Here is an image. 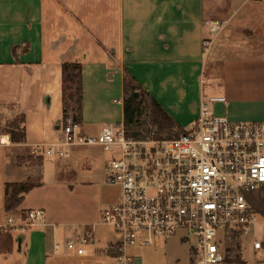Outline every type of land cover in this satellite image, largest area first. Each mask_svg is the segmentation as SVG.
Segmentation results:
<instances>
[{"label":"crops","instance_id":"obj_1","mask_svg":"<svg viewBox=\"0 0 264 264\" xmlns=\"http://www.w3.org/2000/svg\"><path fill=\"white\" fill-rule=\"evenodd\" d=\"M218 1L0 0V148L15 151L17 166L0 168V226L12 213L6 210L7 183L34 185L24 193L15 216L29 209L47 207L43 201L31 199L45 188L46 183L39 180L44 168H30L27 162L19 160L31 158L36 144L59 132L53 125L63 119H58L59 114L63 115V62L93 60L98 63V69L103 64L110 77L117 76L122 83L129 72L183 129L198 118L203 101L209 103L211 110L226 104L209 101L217 95L226 96L235 105L232 116L236 120L264 118V110L258 104L260 98L253 95H259L260 81H264L262 32L245 29L232 41L228 51L219 48L223 38L215 35L218 42H213L212 64L208 66L209 53L205 52L203 40L207 38V22L217 18ZM224 1L231 13L230 20L238 9L253 0ZM88 66L83 68V123L86 115L88 119L85 83ZM219 68H223L222 76L218 74ZM35 77L48 78V85L42 89L47 99L45 107H39L40 115H31L20 103L24 90ZM217 77L225 82L224 92L207 95V81ZM15 103L19 104L18 109L10 105ZM18 116L23 117L22 127L26 130L23 143H13L8 133ZM33 177L39 181L31 182ZM100 222L68 230L48 221L46 226L22 233L0 231V264H120L117 252L109 248L120 238L108 235L105 240H98V227L103 225ZM90 226H95L91 243L94 245L83 246L82 254L69 250L66 241L83 236ZM6 234L14 235L11 251L1 250V239ZM17 239L22 240L21 247ZM56 243L62 244L60 251L55 250ZM128 254L135 260L130 248ZM242 260L251 264L244 257Z\"/></svg>","mask_w":264,"mask_h":264},{"label":"built area","instance_id":"obj_2","mask_svg":"<svg viewBox=\"0 0 264 264\" xmlns=\"http://www.w3.org/2000/svg\"><path fill=\"white\" fill-rule=\"evenodd\" d=\"M207 26L215 36L225 23L210 21ZM213 42L203 40L207 54ZM209 101L228 99L217 95ZM60 131L57 141L36 144L32 153L61 158L73 147H100L112 155L106 182L120 189V199L105 208L100 223L120 236L109 246L120 264H134L128 254L132 246L181 230L186 231L184 239L195 241L193 264H238L236 254L243 259L245 242L264 252L263 122L216 116L203 101L195 122L173 137L160 136L154 127L134 136L125 122L108 124L92 135L71 118ZM47 219L44 209H29L9 216L0 231L22 233L48 225ZM94 238L95 226H90L66 246L82 254ZM61 248L55 244L56 251Z\"/></svg>","mask_w":264,"mask_h":264},{"label":"rangeland","instance_id":"obj_3","mask_svg":"<svg viewBox=\"0 0 264 264\" xmlns=\"http://www.w3.org/2000/svg\"><path fill=\"white\" fill-rule=\"evenodd\" d=\"M224 2V0L217 2V18H212V21L225 23L222 32L217 35L218 39L219 37L223 38L219 45L221 50L228 51L231 48L232 41L238 35L240 37V32H244L245 29H256L264 34V0H253L247 3L241 9H238L230 20L229 16L231 13L229 7H225ZM206 37L215 38L209 29ZM217 38L214 39L215 44L218 42ZM213 50L214 47L212 45L206 57L209 60L208 66L212 64ZM89 61L90 59L86 62H80L83 64V68L90 65V67H87V78L85 77L88 90V119H86L87 115L85 119L88 122H85L84 119V123H82L86 133L95 135L99 133L98 130L103 126L124 122V104L114 101L115 99L123 100L124 91L121 78L117 76L111 78L103 64L98 69L97 62ZM223 73V68H219L218 74L222 76ZM45 85H48L47 77H35L30 80L28 88L24 90V97L20 103L31 115H40L41 109L39 107H45L44 101H46L47 97L45 98L42 92ZM224 85L225 82L219 80V77L210 79L205 86L206 94L223 93ZM258 92V96L256 94L253 95L256 98H260L258 100L261 103L258 104L261 105L259 106L260 110H264V81H260ZM10 105H13L15 109L19 108L17 103ZM147 105L149 107L150 100H148ZM234 107V104L227 102L226 104L218 105L216 109L213 108L211 111H214L213 113L216 116H224L233 121H241L233 118ZM73 114L74 112L70 114L71 119H73ZM60 117L62 118L63 115L59 114L58 119ZM147 117L145 112L142 120ZM22 118L18 116L14 121L20 127H22ZM258 121L264 123V118L258 119ZM64 123L62 119V124ZM179 125L181 126V124ZM55 127L56 124L53 125V128ZM58 131L57 135L51 134L39 144H49L57 141L61 136L60 129ZM3 148H0V168H16L15 151ZM31 156V158L20 159V163L22 161L24 163L27 162L30 168H44L43 175L39 180H43L46 183L45 188L39 193L32 195L31 199L38 202L41 200L45 203L46 209H35H44L48 215L47 220L53 222L59 229L70 230L75 227L79 229L80 226L82 227L85 224H94L102 219L106 207L118 202L120 199V189L106 182L107 161L112 155L100 147H73L69 155L61 158L48 155L37 156L33 153ZM39 180L33 177L30 181ZM14 211L10 213V216H15L16 213ZM185 234L186 231L181 230L173 235L158 236L148 245L137 244L132 246L130 252L135 256L133 263L193 264L190 254L195 241L194 239L182 238ZM108 235L120 238L119 234L111 227L103 225L98 227V240L99 238H101L100 240H105ZM242 255L251 264H256L261 260L264 261V252H256L251 242L244 243Z\"/></svg>","mask_w":264,"mask_h":264},{"label":"trees","instance_id":"obj_4","mask_svg":"<svg viewBox=\"0 0 264 264\" xmlns=\"http://www.w3.org/2000/svg\"><path fill=\"white\" fill-rule=\"evenodd\" d=\"M62 68L63 121L67 122L70 114L74 112L73 120L82 123L84 105L83 64L66 61L62 63ZM123 91L124 122L129 134L140 136L150 131L151 127H154L160 136L173 137L184 130L129 72H126L124 76ZM148 100H150L149 107L147 105ZM145 112L148 117L142 120ZM23 121L22 118L21 122ZM8 133L11 134L13 143L26 141V130L15 122L9 126ZM33 187L34 185L29 182L7 183L6 210H16L24 199V193ZM13 243L14 235L6 234L1 239V250L11 251ZM236 261L238 264H245L239 254H236Z\"/></svg>","mask_w":264,"mask_h":264},{"label":"water","instance_id":"obj_5","mask_svg":"<svg viewBox=\"0 0 264 264\" xmlns=\"http://www.w3.org/2000/svg\"><path fill=\"white\" fill-rule=\"evenodd\" d=\"M61 124H62V120H59L58 122H57V125H56V128L57 129H60L61 128ZM21 237H23V234H21L20 235ZM18 241H19V243H20V247H21V245H22V240L20 239H17Z\"/></svg>","mask_w":264,"mask_h":264}]
</instances>
